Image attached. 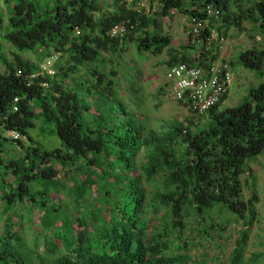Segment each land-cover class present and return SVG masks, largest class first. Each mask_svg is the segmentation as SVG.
<instances>
[{
	"label": "trees",
	"instance_id": "16d2710c",
	"mask_svg": "<svg viewBox=\"0 0 264 264\" xmlns=\"http://www.w3.org/2000/svg\"><path fill=\"white\" fill-rule=\"evenodd\" d=\"M154 1L157 16L184 14L191 28L203 22L200 37L190 35L194 45L171 54L170 68L220 60L234 71L220 55L225 43L208 40L212 29L227 38L233 28L250 31L248 23L264 34V0ZM128 2L113 0L106 11L101 0H0L1 37L35 58L13 52L0 69V264H263L262 254L247 252L259 202L250 162L264 154V48L238 57L260 82L237 105L221 108L229 90L197 122L151 130L122 102L115 58L130 41L160 55L173 38ZM209 4L222 10L220 20L209 17ZM123 21L126 35L111 37ZM55 54L48 75L43 63ZM66 197L77 208L63 219ZM233 222L242 224L239 235L225 236Z\"/></svg>",
	"mask_w": 264,
	"mask_h": 264
},
{
	"label": "rangeland",
	"instance_id": "374dc122",
	"mask_svg": "<svg viewBox=\"0 0 264 264\" xmlns=\"http://www.w3.org/2000/svg\"><path fill=\"white\" fill-rule=\"evenodd\" d=\"M128 3H132L128 0ZM139 4V8L144 10L147 14L154 16L158 22L161 31L165 34H171L173 40L169 49H166L164 53L160 55H154L148 52H140L135 42H128V51L123 54L122 58H117L118 61L117 70L119 71L118 78V92L123 96L122 102L132 110L140 112L142 119L146 122L147 126L151 130L167 131L175 121L188 124L190 119L193 120L188 105L181 103L174 96V88L171 80L169 79L170 66L166 61L171 57V54L178 53L184 49V46H190V30L191 23L189 18L184 14L176 13L173 19L163 16H157L158 2L154 0H135ZM103 8L112 10L111 7L113 0H101ZM247 28L250 29L245 32H238L237 30L230 29L227 32V41L221 49V56L228 60L235 62L234 73L235 78L230 87V92L227 100L221 105V108H227L235 106L241 102L249 88L252 85H256L260 82L257 72L252 71L238 64V57L246 49H250L257 45L264 48V34L252 29V25L246 23ZM249 31V32H248ZM251 32V33H250ZM257 37H253V36ZM194 45V44H193ZM20 53L27 59H35L30 54L22 53L18 51L11 44L6 42L0 33V69H4L3 63L6 59H12V53ZM194 54L196 50H193ZM197 53V52H196ZM117 64V63H116ZM191 120V121H192ZM202 120V119H201ZM197 122V121H195ZM31 134L36 137L40 135L37 129L32 130ZM45 141H57L60 140L56 136L40 135ZM26 144H29L27 140H24ZM250 166L254 171L256 177L257 193L259 194V202L257 204L258 217L251 229L250 243L248 247L247 256L250 257L255 253L263 255L261 262L264 264V154L260 157L252 160ZM245 181V195L248 199L251 196V178L246 175ZM68 200V197L65 198ZM58 204H61V199L56 197ZM63 201V209L66 213H61V218H65L68 212L76 210L69 201ZM87 197L82 199L83 205L86 206ZM0 205L2 201L0 200ZM95 206V203H94ZM1 210V209H0ZM42 214L40 211H36V217ZM40 217V216H39ZM6 216H0V230L4 225ZM30 216H26L29 221ZM222 221L219 218L218 222ZM30 225L29 222H27ZM26 224L25 227V239L28 247H34V232ZM242 229L241 223L233 222L229 232L225 233V236L229 233H233L234 237L239 235ZM33 245V246H32ZM229 248H227L228 252ZM45 246L40 247V253H45ZM34 255L38 257V254L34 252ZM222 255V253H221ZM51 261V257L47 256Z\"/></svg>",
	"mask_w": 264,
	"mask_h": 264
},
{
	"label": "built area",
	"instance_id": "2783aa9c",
	"mask_svg": "<svg viewBox=\"0 0 264 264\" xmlns=\"http://www.w3.org/2000/svg\"><path fill=\"white\" fill-rule=\"evenodd\" d=\"M138 9L140 10V8ZM206 11L210 18L213 17L217 21L220 20L223 13L218 6L213 4H209ZM202 27L203 22H196V25L191 28L190 35L193 42L200 37ZM126 33L127 26L125 21H123L111 29L110 36L124 37ZM78 34H80V31H78ZM208 40L210 42L218 40L220 44H224L227 38L222 34L220 35L216 28H213ZM58 59L59 55L55 54L44 61L43 69L48 75L56 74L55 63ZM168 76L173 84L174 96L177 100L183 101L188 105L193 119L198 121L202 115L218 105L225 94L229 92L235 73L228 62L219 60L213 62L209 67L198 63H177L170 68ZM17 109L18 107L16 106L15 110ZM2 130L3 128L0 124V133ZM6 134L15 140L21 138V134L16 130H11Z\"/></svg>",
	"mask_w": 264,
	"mask_h": 264
},
{
	"label": "crops",
	"instance_id": "0c3cea01",
	"mask_svg": "<svg viewBox=\"0 0 264 264\" xmlns=\"http://www.w3.org/2000/svg\"><path fill=\"white\" fill-rule=\"evenodd\" d=\"M237 31H239V30H237Z\"/></svg>",
	"mask_w": 264,
	"mask_h": 264
}]
</instances>
